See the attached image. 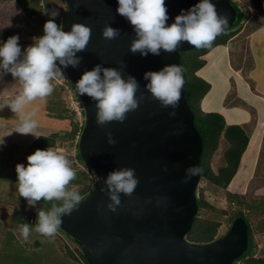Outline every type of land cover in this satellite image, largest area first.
I'll return each mask as SVG.
<instances>
[{
    "label": "water",
    "instance_id": "95a60500",
    "mask_svg": "<svg viewBox=\"0 0 264 264\" xmlns=\"http://www.w3.org/2000/svg\"><path fill=\"white\" fill-rule=\"evenodd\" d=\"M64 10L59 25L69 31L75 23L89 26L90 40L76 53L80 63L62 70L80 101L83 123L77 150L96 183L70 214L61 215L59 230L82 251L88 264H233L248 247V224L236 217L221 237L208 243L185 238L198 212L196 189L201 177L203 139L194 124V114L185 96L187 77L181 66V52L194 49L182 42L177 51L142 56L130 51L136 34L130 22L118 14V0H60ZM219 14L228 17L230 27L237 11L230 0H212ZM198 0H165L169 19L188 10ZM119 29L107 40L103 28ZM116 68L122 77H135L140 98L138 107L123 122L96 123L95 101L79 96L75 82L95 65ZM180 66L184 84L176 115L147 89L144 74L166 65ZM102 75V74H101ZM111 134L114 144L108 142ZM197 165L198 175L185 179L186 170ZM130 167L139 180L128 196L119 193L120 204L113 212L105 183L113 170Z\"/></svg>",
    "mask_w": 264,
    "mask_h": 264
},
{
    "label": "clouds",
    "instance_id": "9594fccd",
    "mask_svg": "<svg viewBox=\"0 0 264 264\" xmlns=\"http://www.w3.org/2000/svg\"><path fill=\"white\" fill-rule=\"evenodd\" d=\"M117 12L130 22L136 34L130 51L142 56L149 53L159 55L161 50L175 52L182 42H188L196 49L209 47L228 25V17L217 12L212 0H198L188 10H181L171 24H167L169 16L165 0H118ZM47 14L51 18L43 25V35L34 37L33 43L23 51L18 35L0 41V78L10 73L21 85L18 95L0 102V110L8 107L19 114L17 132L23 135L35 136L38 126L32 118L34 112H24L25 105L52 94V81L65 77L60 66L77 67L80 57L76 53L86 48L91 36L89 26L75 23L69 31H64L62 25L55 22L58 13ZM118 35L119 29L109 25L102 30V36L107 40ZM144 79L148 81L146 87L152 96L163 107L173 109L170 115L175 116L184 84L180 66L166 65L159 71H148ZM75 88L79 96L87 95L96 102L95 118L100 126L112 121L123 122L126 114L135 110L140 102L135 77L124 79L120 70L99 64L85 71L75 82ZM108 137V142L114 144L110 133ZM26 159V165L18 163L15 168L19 197H23L30 208H36L41 200L60 203L48 211L36 209L38 218L34 229L24 223L19 225L18 231L25 241L33 230L42 236L53 237L62 223L61 215L70 214L81 200L79 192L68 187L76 172L64 154L50 147L37 149ZM198 172L197 165L189 167L185 179L198 175ZM105 183L112 202L108 208L114 212L120 204L119 193L130 196L139 180L135 169L125 167L110 172Z\"/></svg>",
    "mask_w": 264,
    "mask_h": 264
},
{
    "label": "rangeland",
    "instance_id": "374dc122",
    "mask_svg": "<svg viewBox=\"0 0 264 264\" xmlns=\"http://www.w3.org/2000/svg\"><path fill=\"white\" fill-rule=\"evenodd\" d=\"M13 1L16 5L12 1H6V4L0 7V27L4 26L6 31L13 27L20 28L21 24L19 21L22 19L24 13L23 8L18 2L16 0ZM50 3L53 6L50 9V13L55 11L60 18L64 10V4L57 0H51ZM14 32L16 33V30ZM23 32L24 35L28 33L31 36L36 35V30L29 27L26 28V31L24 29ZM27 46L29 45H21L22 51ZM5 78L8 89L21 88L20 83L11 74H8ZM53 88L54 90L51 95L43 99L38 98L24 107L25 113L34 112L32 118L37 121L38 126L35 129V136L37 137L17 132L19 127L18 113H13L8 107L0 110V121H5L0 124V143H2L0 144V264H83L84 262L82 256H80V259L72 255L70 256L65 243L76 249L77 245L59 229L53 237L42 236L33 230L27 241L23 239L18 231L19 225L24 224L23 220L26 217H29L30 228L34 229L38 218L36 209L43 210L40 201L37 202L36 208L28 207L26 200L23 197H19L16 190V165L18 163L27 164V156L37 150V147H33L32 143L40 136L55 135L54 146L50 148L64 154L69 164L76 152L75 140L69 137L72 124L79 123L80 119V116L74 110L76 99L71 100L69 95H66L67 93L60 87L61 90L54 87V85ZM9 91L7 90V92ZM5 98H11V96L3 97L0 99V102ZM56 113H61L68 118H53L52 116L56 115ZM50 115L52 116L50 117ZM225 148L226 143L224 140H221L217 150L209 160V167L213 171H216L223 163L222 156ZM69 190L78 191V187L71 186ZM228 193H230L228 188H217L205 178L200 177L196 196L208 203L212 208L202 207L199 214L197 212V215L200 218L216 219L219 221L220 225L215 239L226 233L230 226V220L238 209L236 202L234 205L230 204L227 197ZM15 210L19 218H14L13 213ZM248 218L252 231L264 230V218L261 213L250 211ZM259 254L260 252L256 256H259Z\"/></svg>",
    "mask_w": 264,
    "mask_h": 264
},
{
    "label": "crops",
    "instance_id": "0c3cea01",
    "mask_svg": "<svg viewBox=\"0 0 264 264\" xmlns=\"http://www.w3.org/2000/svg\"><path fill=\"white\" fill-rule=\"evenodd\" d=\"M6 1L15 4L13 0H0V7ZM233 1L245 17L224 45L211 48L202 57L204 64L196 74L209 83V90L200 107L204 112L221 114L227 125H239L247 132V146L227 188L248 203L253 198V212L264 218V0ZM23 18L24 13L20 28L6 31L0 27V41L18 34L21 45H31L33 35L23 32L31 27L25 25ZM7 75L0 78V99L15 97L21 91L19 87L7 88ZM242 210L252 211L246 206ZM252 242L256 254L260 252L259 256L264 257V230L252 231Z\"/></svg>",
    "mask_w": 264,
    "mask_h": 264
},
{
    "label": "trees",
    "instance_id": "16d2710c",
    "mask_svg": "<svg viewBox=\"0 0 264 264\" xmlns=\"http://www.w3.org/2000/svg\"><path fill=\"white\" fill-rule=\"evenodd\" d=\"M24 11V23L25 25H31V29L36 30V34L40 32L43 25V12L50 13V9L53 7L50 3L51 0H16ZM60 2V0H57ZM237 11L236 21L227 29H224L216 39L212 42L211 46L203 47L199 49H191L181 52V66L187 77V84L185 88V96L190 105V108L194 114V124L200 132L203 139V151L200 157L201 177L205 178L209 183L213 184L217 188L226 189L239 166L240 158L244 152L249 137L247 132L239 125H227L223 116L216 112H204L201 107V101L207 91L209 90V83L196 74V72L203 66L204 59L202 58L211 48L217 45H224L235 32V28L240 26V23L244 20L245 13L237 7L233 0H230ZM42 2L43 4H40ZM54 4V3H53ZM46 9V10H45ZM45 10V11H44ZM49 15V19H50ZM55 22L59 25V15L55 17ZM26 26V27H27ZM238 29V28H237ZM28 36L30 34L28 33ZM33 35L31 43H33ZM69 83V82H68ZM61 90L59 87L55 86ZM72 87V86H71ZM52 115H50L51 117ZM56 119H66L67 116L56 113L52 116ZM70 130V139L75 140L76 152L70 160V166L76 172V177L70 182L71 186H77L81 199L92 189L94 186L92 180L94 174L83 164L77 150L76 137L78 136L82 125L80 123L72 124ZM55 135L40 136L32 143L33 147L37 149H45L47 147L54 146ZM221 140L226 143V148L223 152V163L213 171L209 167V160L214 152L217 150ZM228 199L231 205L233 203L238 204V209L234 213L230 220V225L236 217H243L248 224V247L240 257L233 260V264H264V257L256 256L255 246L252 242V228L248 218V213L243 211L245 206L253 211L255 202L252 199L250 203L246 202L244 198H240L238 194L228 193ZM44 211L50 210L53 205L59 204V201H40ZM198 214L202 207H211L208 203L197 197ZM212 208V207H211ZM17 210V209H16ZM13 213L14 218H19L16 213ZM24 223H29V217L23 220ZM219 221L216 219L200 218L198 215L194 218L192 229L185 235V238L194 243H208L215 240L217 229L219 227ZM230 227V226H229ZM229 229V228H228ZM63 233V232H62ZM64 234V233H63ZM65 235V234H64ZM221 237V236H220ZM72 241V240H71ZM67 246V251L75 258L80 259L83 257V264H88L82 251L77 246Z\"/></svg>",
    "mask_w": 264,
    "mask_h": 264
},
{
    "label": "built area",
    "instance_id": "2783aa9c",
    "mask_svg": "<svg viewBox=\"0 0 264 264\" xmlns=\"http://www.w3.org/2000/svg\"><path fill=\"white\" fill-rule=\"evenodd\" d=\"M40 4H43V3L40 2ZM43 19H44V22H43V25H44V23L49 19V14H47V12H43ZM43 25H42V27L40 29V32L37 33L35 35V37H39V36H42L43 35ZM57 64H58V62H57ZM58 66H59V64H58ZM64 76H65V74H64ZM68 82L69 81H68L67 77L65 76V77H61V78L54 79L52 81V84L55 85V86H57V87H60L64 92H66L67 95H69V97H70L71 100L72 99H76L75 102H74V110L80 116L79 123L81 125L82 122H83V111H82V107H81V104H80L79 99L77 98V95H76L75 91L73 90V88L71 87L70 83H68ZM70 103H72V102H70ZM95 183H96V178L94 176V178L92 180V184L94 185Z\"/></svg>",
    "mask_w": 264,
    "mask_h": 264
},
{
    "label": "bare ground",
    "instance_id": "6f19581e",
    "mask_svg": "<svg viewBox=\"0 0 264 264\" xmlns=\"http://www.w3.org/2000/svg\"><path fill=\"white\" fill-rule=\"evenodd\" d=\"M62 3V2H61ZM46 10V9H45ZM66 76V75H65ZM71 85V84H70ZM65 94V93H64ZM67 95V94H66ZM83 123V122H82ZM82 125V124H81Z\"/></svg>",
    "mask_w": 264,
    "mask_h": 264
}]
</instances>
